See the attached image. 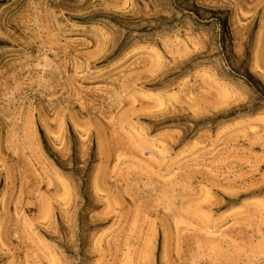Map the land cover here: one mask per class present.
<instances>
[{
	"label": "rangeland",
	"instance_id": "374dc122",
	"mask_svg": "<svg viewBox=\"0 0 264 264\" xmlns=\"http://www.w3.org/2000/svg\"><path fill=\"white\" fill-rule=\"evenodd\" d=\"M0 264H264V0H0Z\"/></svg>",
	"mask_w": 264,
	"mask_h": 264
}]
</instances>
